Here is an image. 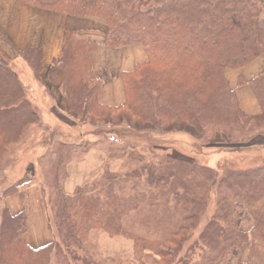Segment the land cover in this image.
Returning a JSON list of instances; mask_svg holds the SVG:
<instances>
[{"label": "rangeland", "instance_id": "rangeland-1", "mask_svg": "<svg viewBox=\"0 0 264 264\" xmlns=\"http://www.w3.org/2000/svg\"><path fill=\"white\" fill-rule=\"evenodd\" d=\"M25 1L50 6L57 0ZM160 1L155 0V3ZM261 3L263 10L259 19L264 17L263 0ZM12 52L7 42L0 40V63L18 86L12 102L19 106L26 102L23 108L28 113L32 109L36 115L23 123L18 135L0 149V234L4 215L26 212L14 213L6 202L8 197L20 198L25 206L27 196L32 195L46 212L54 240L56 234L50 217L57 196L60 193L74 195L80 187L87 185L92 190L90 194L103 200L114 197L140 199L136 209L123 217L122 225L126 231L148 240V244L156 242L157 246L169 250L162 242L173 229L178 224H185L187 232L181 239L179 252L161 256L150 248L138 252L136 240L128 234L110 235L101 228H92L78 251L79 256H87L98 264L264 262L260 255L252 259V241L256 233L252 229L256 220L263 219L257 215L264 212V196L251 203L243 201L244 191L229 189L227 185L232 180L226 177L229 169L249 170L264 165V103L259 117H242L236 106L237 103L241 108L238 98L236 100L229 93L232 114L207 113L197 124L174 122L169 114L156 109L150 121L134 116L127 107L104 112L102 109L100 116L87 114L84 108L71 106L68 95L72 96V93L65 80H68L66 70H55L51 65L48 72L41 73V57H31L30 53L24 52L23 56L34 69L37 84L45 90L46 96L41 91L40 97H34L14 65L6 59ZM227 69L224 68L223 76L229 84ZM259 93L264 101V92L260 90ZM90 152L94 157L90 164L99 156H104V161L93 167L92 172L87 170V177H80L76 170L70 173L68 164L83 161ZM74 173L84 182L70 193L65 182L68 179L74 181ZM236 192L242 193L241 196H234ZM219 214L226 217V222L221 219L219 222L229 225L227 238L235 237V231L247 235L239 245V241L234 240L235 245L223 253L205 248V240L201 238ZM25 233L20 234L22 239ZM258 235L263 237L264 224ZM257 250L264 253V242ZM182 257L184 262L179 263ZM71 264L83 262L73 260Z\"/></svg>", "mask_w": 264, "mask_h": 264}, {"label": "trees", "instance_id": "trees-1", "mask_svg": "<svg viewBox=\"0 0 264 264\" xmlns=\"http://www.w3.org/2000/svg\"><path fill=\"white\" fill-rule=\"evenodd\" d=\"M46 7L65 15L102 19L107 26L105 43L108 46L123 48L141 44L147 54L146 61L120 73L124 103L108 106L98 99L102 80L92 77L97 42L82 38L75 30L68 31L66 46L51 68L66 70L71 106L84 108L87 114L100 116L102 109L104 112L127 107L134 116L150 121L156 109L169 114L174 122L192 124L200 122L207 113L230 115L233 107L229 93L236 100L237 97L223 76L224 68L242 67L264 54V17L259 19L263 10L261 0H162L157 3L155 0H57ZM26 53L40 57L31 50ZM2 66L0 63V149L18 135L23 123L36 115L32 109L28 113L23 108L24 101L21 106L13 104L18 86ZM240 82L251 85L263 106L259 92H264V71L249 81L241 79ZM236 106L242 117H259L245 114L237 103ZM209 171L212 170L209 168ZM226 177L232 180L227 185L229 189L244 191L240 192L243 201L251 203L264 196V165L249 170L229 169ZM91 191L86 185L74 195L57 196L50 217L56 238L39 248H32L20 236L27 230L26 212L4 215L0 264H71L73 260L98 264L78 255L92 228H101L110 235L132 236L138 252L145 248L161 256L179 252L181 239L187 232L185 224H178L162 242L169 250L157 246L156 242L148 244V240L126 231L122 225L123 217L136 209L140 199L114 197L107 201L90 194ZM241 194L236 192L234 196ZM257 216L263 219L256 220L252 229L256 230L252 259L255 255L264 257L257 250L264 242V235H258L264 224V212ZM214 218L201 235L205 248L223 253L235 245L234 240L239 245L247 238L239 231H235V237L227 238L229 225L219 222V219L226 222V217L219 214ZM183 262L182 257L179 263Z\"/></svg>", "mask_w": 264, "mask_h": 264}, {"label": "crops", "instance_id": "crops-1", "mask_svg": "<svg viewBox=\"0 0 264 264\" xmlns=\"http://www.w3.org/2000/svg\"><path fill=\"white\" fill-rule=\"evenodd\" d=\"M264 4V0H263ZM77 31L79 35L97 42V49L93 57L92 76L102 80V87L98 99L108 106H119L124 103L125 93L120 72L131 70L135 64L147 60L143 45L134 44L123 48H112L105 43L107 26L104 20L96 17H78L65 15L62 12L25 0H0V40L6 41L12 53L6 59L11 62L22 82L26 83L34 97L45 95L34 75V69L26 60L23 53L34 51L41 57L42 71L48 72L54 60L59 58L66 46L68 31ZM9 56V57H8ZM264 71V54L238 68H228L226 77L230 87L235 90L242 110L248 115L256 116L262 112V105L250 84H241L240 79L249 81ZM54 95L57 92L53 91ZM58 91V95H59ZM41 111V110H40ZM264 138V132L262 134ZM93 154L87 153L83 161H72L68 164L70 173L76 170L80 177H87L93 167L103 162L104 156L91 163ZM74 181L68 179L65 186L72 193L76 185L84 181L78 175H72ZM8 206L14 213L22 210L27 212L28 230L24 240L34 248L52 242L53 237L48 228L46 212L41 202L32 195L27 196L25 206L20 198L8 197Z\"/></svg>", "mask_w": 264, "mask_h": 264}]
</instances>
